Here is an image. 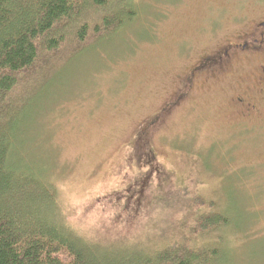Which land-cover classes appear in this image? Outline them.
Returning <instances> with one entry per match:
<instances>
[{"label":"rangeland","instance_id":"rangeland-1","mask_svg":"<svg viewBox=\"0 0 264 264\" xmlns=\"http://www.w3.org/2000/svg\"><path fill=\"white\" fill-rule=\"evenodd\" d=\"M135 1L126 35L71 57L44 87L23 149L52 168L62 217L85 239L221 237L228 264H264V106L238 105L236 65L197 68L247 0ZM218 210L240 224L229 239L194 224Z\"/></svg>","mask_w":264,"mask_h":264},{"label":"trees","instance_id":"trees-1","mask_svg":"<svg viewBox=\"0 0 264 264\" xmlns=\"http://www.w3.org/2000/svg\"><path fill=\"white\" fill-rule=\"evenodd\" d=\"M140 14L135 0H0V264H228V240L220 236L201 247L185 240L105 245L85 239L62 217L52 168L23 149L28 109L59 68L126 35ZM195 217L196 227L228 239L240 225L231 227L225 210Z\"/></svg>","mask_w":264,"mask_h":264},{"label":"flooded vegetation","instance_id":"flooded-vegetation-1","mask_svg":"<svg viewBox=\"0 0 264 264\" xmlns=\"http://www.w3.org/2000/svg\"><path fill=\"white\" fill-rule=\"evenodd\" d=\"M246 5L249 12L239 10L234 23L227 27L235 34L197 68L221 63L224 71L236 65L241 85L237 103L242 110L253 113L264 106V0H247Z\"/></svg>","mask_w":264,"mask_h":264}]
</instances>
